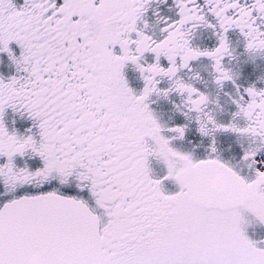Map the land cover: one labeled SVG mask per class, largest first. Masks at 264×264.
<instances>
[{
  "label": "snow or ice",
  "instance_id": "6c2138e0",
  "mask_svg": "<svg viewBox=\"0 0 264 264\" xmlns=\"http://www.w3.org/2000/svg\"><path fill=\"white\" fill-rule=\"evenodd\" d=\"M0 264H264V0H0Z\"/></svg>",
  "mask_w": 264,
  "mask_h": 264
}]
</instances>
